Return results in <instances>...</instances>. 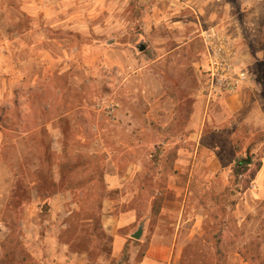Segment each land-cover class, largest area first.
Listing matches in <instances>:
<instances>
[{
	"label": "rangeland",
	"instance_id": "1",
	"mask_svg": "<svg viewBox=\"0 0 264 264\" xmlns=\"http://www.w3.org/2000/svg\"><path fill=\"white\" fill-rule=\"evenodd\" d=\"M211 26L252 74L229 121L202 94ZM0 114L4 264H121L104 215L151 212L167 239L179 216L160 210L190 176L180 263L264 264V0H0Z\"/></svg>",
	"mask_w": 264,
	"mask_h": 264
},
{
	"label": "crops",
	"instance_id": "2",
	"mask_svg": "<svg viewBox=\"0 0 264 264\" xmlns=\"http://www.w3.org/2000/svg\"><path fill=\"white\" fill-rule=\"evenodd\" d=\"M251 83H248L237 92L223 97V99H226L224 104H222V107L224 109V117L227 121L231 120L236 115L237 111V108H233L231 103H229L231 100L239 99L241 101L242 107H245L246 105L250 106V104H252L251 96H249L250 92L248 91L252 85ZM206 101L208 103L212 102L208 100ZM249 109L250 108H247L246 110L248 111ZM214 111L215 110H211V114H208V111H206L203 121H207V123H209V121L210 123L216 121L217 118ZM199 118H202L200 114L197 113L194 115V124L198 122ZM2 140L3 136L0 129V144ZM260 171L257 173L255 181H258ZM192 179L193 177L190 176L185 187L181 185H171L167 192L164 205L160 210V214L163 215L167 213H174L176 215L178 214L179 216L178 222L176 223V233L172 234L167 239L161 240V237L156 231H151L149 229V222H146L145 220L149 218L151 212H148L147 215L144 216L142 222L139 223L138 228H136L134 225V222L138 218V214L135 209L123 211L119 214L104 215V230L112 237V259L116 260L118 263L122 261L121 264H181L180 261L182 259V252L181 244L178 239V231L180 230L181 226L183 227L184 222L191 220L190 218L186 219L184 217V214L186 213L184 203L188 198H192V195L194 194L192 189L189 190V184ZM258 194V196H261L263 193L261 194L260 192ZM170 203H173L174 206H170ZM177 206H180L181 208H178ZM194 217H192V220ZM140 226L143 227L141 238H133V234L139 229ZM200 228L201 222L195 218L191 224L192 237L196 236V233H199L198 231ZM135 242L138 244L148 242L147 249L140 259L136 258L138 253L137 249H139L137 247L133 248L131 253H126L127 247H134V244H136ZM126 257L127 259L124 260Z\"/></svg>",
	"mask_w": 264,
	"mask_h": 264
},
{
	"label": "built area",
	"instance_id": "3",
	"mask_svg": "<svg viewBox=\"0 0 264 264\" xmlns=\"http://www.w3.org/2000/svg\"><path fill=\"white\" fill-rule=\"evenodd\" d=\"M201 37L207 62L202 94L208 101L233 94L251 81L252 74L239 67L237 45L224 30L211 26L202 30Z\"/></svg>",
	"mask_w": 264,
	"mask_h": 264
},
{
	"label": "trees",
	"instance_id": "4",
	"mask_svg": "<svg viewBox=\"0 0 264 264\" xmlns=\"http://www.w3.org/2000/svg\"><path fill=\"white\" fill-rule=\"evenodd\" d=\"M6 110H8V109H3V113H5V111ZM2 114H0V122L2 121ZM238 165L239 166H241V167H247L248 168V165H249V162H245V160H240L239 162H238ZM261 167L262 166H260L258 169H257V171H256V173H255V176L257 175V173L260 171V169H261ZM247 168H245L244 169V171H247ZM57 185V183L56 182H54L53 180H51V179H48L47 181L45 180V179H43V178H41L40 177V179L38 180V191L39 192H42V191H44V192H48L49 194H51V193H54L56 190L54 189H52L54 186H56ZM52 187V188H51ZM43 192V193H44ZM41 194V193H40ZM11 258H12V260H13V262L15 263V264H19V263H21V264H24L25 263V261H26V259H27V257L25 256V255H20L18 258H16L15 256H11ZM6 259H7V257H5V258H1L0 259V264H4V262L6 261Z\"/></svg>",
	"mask_w": 264,
	"mask_h": 264
},
{
	"label": "water",
	"instance_id": "5",
	"mask_svg": "<svg viewBox=\"0 0 264 264\" xmlns=\"http://www.w3.org/2000/svg\"><path fill=\"white\" fill-rule=\"evenodd\" d=\"M145 49H146V44H141L140 50L143 51ZM142 232H143V227L140 226L139 229L133 234V238L140 239L141 235H142Z\"/></svg>",
	"mask_w": 264,
	"mask_h": 264
}]
</instances>
